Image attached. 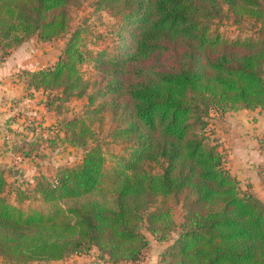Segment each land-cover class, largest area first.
<instances>
[{"label":"trees","instance_id":"obj_1","mask_svg":"<svg viewBox=\"0 0 264 264\" xmlns=\"http://www.w3.org/2000/svg\"><path fill=\"white\" fill-rule=\"evenodd\" d=\"M75 2L0 0V63L32 38L50 44L64 37ZM224 4L237 23L247 17L260 24L257 39L211 35ZM93 6L120 18L112 50L88 49L79 28L55 63L20 76L57 116L64 104L85 98L93 112L127 114L119 134L131 150L109 175L85 117L50 127L25 121L9 149L22 161L41 160L59 141L84 155L33 181L10 182L0 167V256L31 264L96 249L99 260L131 264L150 250L146 230L168 242L159 264H264V204L243 190L210 132L213 113L223 120L240 109H264V0H96ZM87 64L103 78L93 94L82 71ZM149 164L160 171L147 170ZM184 194L186 225L171 239L178 227L158 200Z\"/></svg>","mask_w":264,"mask_h":264},{"label":"rangeland","instance_id":"obj_2","mask_svg":"<svg viewBox=\"0 0 264 264\" xmlns=\"http://www.w3.org/2000/svg\"><path fill=\"white\" fill-rule=\"evenodd\" d=\"M96 0H77L69 8V14L71 17V27L68 33L53 42L52 46H47L42 49L43 57L50 58L55 52L59 53L62 47H65L69 36L79 28L84 29L86 32L84 35L90 41L88 49H108L114 48L117 41V31L119 30V17H112L108 11L95 12L94 3ZM224 13L218 20L212 22L211 35H219L223 40L228 42L244 39H257L260 33V24L254 22V20L243 17L237 23L236 19L230 10L228 5H223ZM87 33V34H86ZM50 53V54H47ZM49 56V57H48ZM85 79L89 82L90 89L89 94L95 93L97 89L102 85L103 78L100 76L91 66L88 64L82 67ZM61 116H57L49 119L47 125H57L58 121H64L73 119L75 116L85 117L87 122L92 127L95 140L93 143H97L103 149L106 157L105 171L111 175L117 167V163L124 155L131 150L132 142L121 137L119 134L122 129L126 128L130 117L123 112L106 111L103 113L93 112L95 108H92L88 104V100H72L67 104H64ZM211 133L213 132L214 138H216V129L221 122L219 116L213 113L212 116ZM220 121V122H219ZM36 127H39L35 123ZM44 127V126H43ZM50 127V126H49ZM47 129V128H46ZM49 129V128H48ZM264 141V140H263ZM45 145V144H44ZM43 145V153L46 151V147ZM227 151V150H226ZM84 150L74 149L70 146L64 145L62 142H58V145L50 148L48 154L41 155V160L22 161L20 157L14 158L13 155H7L0 160V167L7 168L14 179L33 181V178L39 174H45L48 177H52L56 173V168L59 166L76 165L83 159ZM14 158V160L12 159ZM13 160V161H12ZM22 161V162H21ZM146 169L156 173L160 171L158 164L146 165ZM186 195L179 197H160L158 200V207L167 208L171 210V213L176 222V233H173L170 238L176 239L181 229L186 225L187 213L185 211V205L187 201ZM32 207L42 208V203L34 202ZM25 208H28L27 206ZM147 237L152 239V235L144 230ZM156 240V239H155ZM168 244V242H165ZM158 249V248H157ZM165 251V250H164ZM163 251V252H164ZM99 252L94 249L90 257L82 258L83 256H73L71 259L65 261H51V262H33L31 264H92V261H98ZM78 257V258H75ZM147 252L144 255L143 261L146 262ZM99 262V261H98ZM103 260L101 263H106ZM108 263V262H107ZM110 263V262H109ZM0 264H11L5 261L0 256Z\"/></svg>","mask_w":264,"mask_h":264},{"label":"crops","instance_id":"obj_3","mask_svg":"<svg viewBox=\"0 0 264 264\" xmlns=\"http://www.w3.org/2000/svg\"><path fill=\"white\" fill-rule=\"evenodd\" d=\"M52 45L32 38L0 63V160L7 155L18 158L9 149L19 139L17 135H22L25 121H34L37 125L43 123L48 127L51 125L45 126L47 121L54 115L56 117V113L46 106L42 92L29 90L20 76L22 71H36L55 63L64 47L59 53L51 52L49 59L43 57L42 49ZM216 134L220 149L227 150V168L231 174L238 179L243 190L254 192L264 204V109H240L228 114L218 124ZM5 169L10 182L18 179ZM149 240L151 247L145 264H159L160 255L168 244L159 243L153 236ZM85 257L90 255L82 258ZM98 261H92V264H100Z\"/></svg>","mask_w":264,"mask_h":264},{"label":"built area","instance_id":"obj_4","mask_svg":"<svg viewBox=\"0 0 264 264\" xmlns=\"http://www.w3.org/2000/svg\"><path fill=\"white\" fill-rule=\"evenodd\" d=\"M131 264H144V261H143V259H142V260H140L139 262L131 263Z\"/></svg>","mask_w":264,"mask_h":264}]
</instances>
